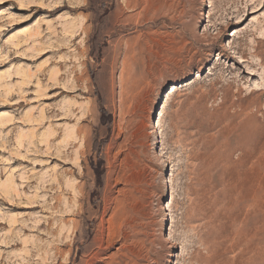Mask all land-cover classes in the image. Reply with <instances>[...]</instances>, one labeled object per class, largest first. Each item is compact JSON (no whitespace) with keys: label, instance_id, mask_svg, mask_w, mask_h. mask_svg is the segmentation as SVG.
Segmentation results:
<instances>
[{"label":"rangeland","instance_id":"rangeland-1","mask_svg":"<svg viewBox=\"0 0 264 264\" xmlns=\"http://www.w3.org/2000/svg\"><path fill=\"white\" fill-rule=\"evenodd\" d=\"M0 264H264V0H0Z\"/></svg>","mask_w":264,"mask_h":264},{"label":"bare ground","instance_id":"bare-ground-1","mask_svg":"<svg viewBox=\"0 0 264 264\" xmlns=\"http://www.w3.org/2000/svg\"><path fill=\"white\" fill-rule=\"evenodd\" d=\"M171 91H174V86L173 85H171ZM14 186H13V181H12V179L11 178H8L7 180H6V183L5 184H3V192L4 193H9V191H10V189H12Z\"/></svg>","mask_w":264,"mask_h":264}]
</instances>
